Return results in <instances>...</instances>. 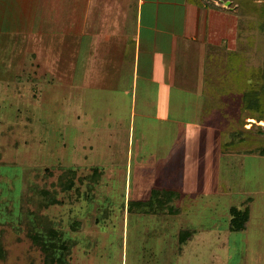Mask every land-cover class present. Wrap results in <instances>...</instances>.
Here are the masks:
<instances>
[{
    "label": "rangeland",
    "instance_id": "374dc122",
    "mask_svg": "<svg viewBox=\"0 0 264 264\" xmlns=\"http://www.w3.org/2000/svg\"><path fill=\"white\" fill-rule=\"evenodd\" d=\"M231 3L237 12L221 11L198 38L195 123L162 130L131 125L123 97L109 116L111 99L42 77L23 35L0 36V201L17 191L26 212L32 188L57 190L63 204L42 213L77 239L71 264H264V121L241 105L251 76L264 75V4ZM67 166L75 188L63 194ZM92 166L104 172L81 180ZM162 187L176 191L167 204H133ZM232 207L248 212L241 231L230 229ZM2 227L0 264L42 263L24 229Z\"/></svg>",
    "mask_w": 264,
    "mask_h": 264
},
{
    "label": "crops",
    "instance_id": "0c3cea01",
    "mask_svg": "<svg viewBox=\"0 0 264 264\" xmlns=\"http://www.w3.org/2000/svg\"><path fill=\"white\" fill-rule=\"evenodd\" d=\"M231 4L0 0V36L23 35L25 53L38 64L42 77L50 75L60 85L95 99H111L109 116L121 108L123 97L131 125L137 118L162 130L177 122L195 123L199 102L193 86L196 59L202 55L198 38L221 11L237 12L236 3ZM82 112L74 115L77 121L87 115Z\"/></svg>",
    "mask_w": 264,
    "mask_h": 264
},
{
    "label": "trees",
    "instance_id": "16d2710c",
    "mask_svg": "<svg viewBox=\"0 0 264 264\" xmlns=\"http://www.w3.org/2000/svg\"><path fill=\"white\" fill-rule=\"evenodd\" d=\"M263 73V72H262ZM264 75L256 73L249 79L248 88L241 95L242 109H260L256 115L257 121H264ZM264 155V146L261 148ZM47 169V168H45ZM102 170L98 166H92L91 173L80 179L96 180ZM76 169L73 166L63 168L58 176L57 185L59 190L65 194L75 188ZM34 209H27L24 212L23 204L17 198V191L10 197L11 200L0 201V226H11L14 231L25 230L27 238L31 241V246L38 249L42 256L41 264H71V254L77 245V239L70 237L65 230L57 228L56 222L42 213V209L52 205H62L63 200L58 197L57 190H49L44 187L32 188ZM62 194V195H63ZM176 191L169 188H153L149 199H139L133 204L147 205L153 197H158V203L166 204L174 198ZM230 229L241 231L245 229V222L248 219V212L241 211L236 207L230 209ZM4 228H0V260L5 261L7 251L4 248L2 235ZM178 241L184 243L187 232L180 230Z\"/></svg>",
    "mask_w": 264,
    "mask_h": 264
},
{
    "label": "built area",
    "instance_id": "2783aa9c",
    "mask_svg": "<svg viewBox=\"0 0 264 264\" xmlns=\"http://www.w3.org/2000/svg\"><path fill=\"white\" fill-rule=\"evenodd\" d=\"M214 1H216V0H214Z\"/></svg>",
    "mask_w": 264,
    "mask_h": 264
}]
</instances>
